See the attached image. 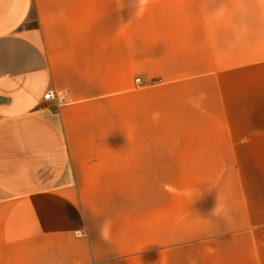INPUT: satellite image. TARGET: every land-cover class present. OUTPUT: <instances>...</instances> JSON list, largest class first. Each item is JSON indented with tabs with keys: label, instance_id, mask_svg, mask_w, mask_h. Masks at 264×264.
<instances>
[{
	"label": "crops",
	"instance_id": "1",
	"mask_svg": "<svg viewBox=\"0 0 264 264\" xmlns=\"http://www.w3.org/2000/svg\"><path fill=\"white\" fill-rule=\"evenodd\" d=\"M224 240L264 264V0H0V264Z\"/></svg>",
	"mask_w": 264,
	"mask_h": 264
},
{
	"label": "rangeland",
	"instance_id": "2",
	"mask_svg": "<svg viewBox=\"0 0 264 264\" xmlns=\"http://www.w3.org/2000/svg\"><path fill=\"white\" fill-rule=\"evenodd\" d=\"M138 85H141L138 76H131L130 83L122 86L123 92H131ZM237 244L225 240L188 244L186 264H243L242 245Z\"/></svg>",
	"mask_w": 264,
	"mask_h": 264
},
{
	"label": "built area",
	"instance_id": "3",
	"mask_svg": "<svg viewBox=\"0 0 264 264\" xmlns=\"http://www.w3.org/2000/svg\"><path fill=\"white\" fill-rule=\"evenodd\" d=\"M45 99L48 100V101H55V103L60 106L62 104L65 103V100L64 98H58V97H55L54 94L52 92H48L46 95H45Z\"/></svg>",
	"mask_w": 264,
	"mask_h": 264
}]
</instances>
